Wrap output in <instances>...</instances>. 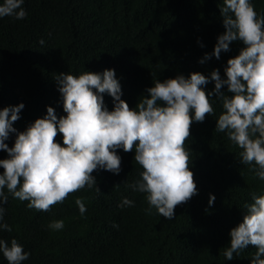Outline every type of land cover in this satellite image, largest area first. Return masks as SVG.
<instances>
[{"label": "trees", "instance_id": "obj_1", "mask_svg": "<svg viewBox=\"0 0 264 264\" xmlns=\"http://www.w3.org/2000/svg\"><path fill=\"white\" fill-rule=\"evenodd\" d=\"M250 2L264 15V0ZM222 6V0H25L24 19L0 18V109L19 98L30 103L26 115L36 120L47 115L48 107L33 101L55 100L49 106L64 116L57 76H78L87 68L96 73L114 69L121 98L132 108L154 79L190 77L192 72L210 77L215 69L226 78L227 65L220 62L226 52L219 59L205 58L226 30ZM243 47L241 41L230 44L235 56ZM101 64L105 67L97 69ZM214 88L210 80L205 91L211 94ZM222 91L232 95L227 85ZM103 95L113 110V98ZM211 103L214 114L202 123L193 120L185 142L198 192L176 207L172 220L155 208L148 213L146 194L129 186L141 178L133 170L135 150L118 149L119 174L97 169L96 186L70 194L46 214L28 208V201L13 198L5 188L3 222L12 231L0 232V238L9 245L15 238L30 253L22 264H251L256 252L251 246L232 260L223 252L230 246L231 229L243 220L237 216L246 212L244 205L254 202L253 193L264 195V180L251 170L258 168L254 163H241L242 149L227 133L215 131L224 109L215 95ZM14 123L17 132L26 130L22 120ZM16 135L10 133L5 141L9 147ZM57 140L63 143L62 134ZM7 157L0 150V159ZM210 195L215 196L211 205ZM78 197L86 206L83 215L75 203ZM125 197L132 206L120 207ZM56 220L64 222L61 230L49 227ZM0 264H8L2 252Z\"/></svg>", "mask_w": 264, "mask_h": 264}, {"label": "clouds", "instance_id": "obj_2", "mask_svg": "<svg viewBox=\"0 0 264 264\" xmlns=\"http://www.w3.org/2000/svg\"><path fill=\"white\" fill-rule=\"evenodd\" d=\"M24 2L3 0L0 18L24 19ZM222 3L226 30L218 36L213 53L205 58L214 55L219 59L221 52H226L220 60L227 65L226 78L215 69L210 77L192 72L190 77L181 74L164 81L154 79L153 86L132 108L121 98L122 89L114 69L96 73L87 68L78 76L70 72L57 76L64 116L58 117L51 107L55 100L33 101L48 107L47 115L36 120L26 115L30 103L26 106L19 98L4 103L5 107L0 109V150L6 151L8 157L0 159V232L12 231L3 222V205L8 202L5 188L13 198L28 201V208L46 214L44 211L63 203L70 194L96 186L93 173L97 169L119 174L122 161L118 149L135 150L137 163L133 170L141 178L129 186L146 194L148 213L155 208L159 215L172 220L176 207L186 204L198 192L185 142L191 135L193 120L202 123L207 115L214 114L213 95L224 109L215 131L226 132L242 149L241 163H254L258 168L251 170L264 180V15H258L250 0ZM233 41L244 45L237 56L230 48ZM104 67L101 64L97 69ZM210 80L215 82L211 94L205 91ZM224 85L232 95L222 91ZM104 93L113 98V110L105 106ZM20 120L26 130L17 132L14 122ZM10 133H17L12 147L5 143ZM60 134L62 144L57 140ZM252 199L254 202L244 205L246 212L237 216L243 220L231 229L230 246L223 255L232 260L234 254L240 255L251 246L256 249L251 264H264V195L253 193ZM214 201L215 196L210 195L209 204ZM75 203L83 215V198L78 197ZM132 205L133 201L125 197L120 207ZM49 227L61 230L64 222L56 220ZM0 252L8 264H22L30 255L15 238L10 245L0 238Z\"/></svg>", "mask_w": 264, "mask_h": 264}]
</instances>
